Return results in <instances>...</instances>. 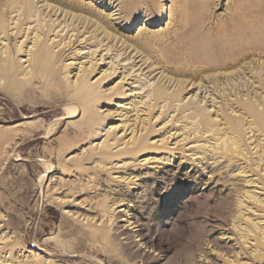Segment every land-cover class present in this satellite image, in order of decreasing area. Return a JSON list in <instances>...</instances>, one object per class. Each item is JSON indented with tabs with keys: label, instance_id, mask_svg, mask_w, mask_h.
<instances>
[{
	"label": "rangeland",
	"instance_id": "1",
	"mask_svg": "<svg viewBox=\"0 0 264 264\" xmlns=\"http://www.w3.org/2000/svg\"><path fill=\"white\" fill-rule=\"evenodd\" d=\"M47 1L31 0L0 59L29 70L28 50L46 41L63 51L54 79L90 90L61 97L42 79L32 94L0 89V264H264V137L239 106L264 103V0H156L153 18L134 0L130 19L122 0H68L81 10L57 12ZM6 10L16 33L22 5ZM230 31L245 49L237 64L198 76L221 74L223 86L194 82L187 45ZM242 124L244 147L228 149Z\"/></svg>",
	"mask_w": 264,
	"mask_h": 264
},
{
	"label": "bare ground",
	"instance_id": "2",
	"mask_svg": "<svg viewBox=\"0 0 264 264\" xmlns=\"http://www.w3.org/2000/svg\"><path fill=\"white\" fill-rule=\"evenodd\" d=\"M48 1L55 4L52 6L51 5L46 6V7L50 8V11H52L53 9H56V12H57L58 9L61 10L62 7H67V6L71 7L74 10H81L80 8H82V6H80L78 3H74L73 1H71V2L68 0H48ZM133 1L134 0H122L121 1L124 4V6L119 9V12L121 13V12H123V10H126V9L130 10L128 12L126 19H130L132 17H135L138 14L137 10L132 7ZM146 3L152 4V8H151V11L149 13V16L151 18L155 17V14H157V11H158V8L156 6V0H146ZM20 5H22V11H21V14L19 15L18 21L16 20L17 25L14 23L16 25L15 26L16 29L13 28L14 31L16 30V33L14 32V33L10 34L8 31V27H7L8 25L6 23H4L6 21V18H5L6 16H5L4 10L7 9L6 11H11L13 13V12L17 11L16 8L18 6L20 7ZM35 6L36 5H33L31 0H0V7H4V10H3L4 14L1 12L2 9L0 8V18H1V20H3V22L0 21V22H2V24L0 23V40L9 41L12 39V36L14 38H17L18 35L20 34V28H21L22 24L27 22V20L30 17H32L31 15L34 13L33 11H34ZM130 8H132V9H130ZM65 16H67V15H65ZM79 17L80 16L73 15L71 18L72 19L71 21L76 22L79 19ZM80 21H83V23H85L87 21L86 22L87 26H90L91 24L92 25L96 24L97 20L92 21L90 19L87 20V19L83 18V19H80ZM51 26H52V24H51ZM45 27H47V30L44 29V32H42V30L38 31L36 29V31L38 32V35L36 34L35 41L37 39L39 40V38L41 36L46 37V35H48L53 29L52 28L53 26L48 27V25H47ZM45 27L43 26V28H45ZM40 28L42 29V27H40ZM40 28L38 27V29H40ZM230 32L231 33L226 34V35H223V34L220 35L219 32L215 33L213 38H212L213 41H207V40L193 41V43L191 42L189 45H187L188 47L186 48V50H187L188 55L185 54L184 58L186 57V59H187L188 56L190 57V54H191L192 55V58L190 57L191 59L194 58L198 63H200L199 65L202 64L205 67V68L204 67L200 68L201 69L200 70L199 65H198V67L192 69L193 70L192 71L193 79L196 78L194 80V82L198 79L199 82H204V83L208 82L209 84H211L213 86V89L220 88V86L222 85L221 79H223L221 74H211V75H207L205 77L202 76L201 79H199L198 76L200 73H206V72L207 73H216L218 71H222V69H224L225 67H227L228 65H230L232 63L237 64V61H239V57L241 56V53L245 49L243 46H241V44H240L241 41H230V40H234V37H235L234 32L233 31H230ZM199 34H200V32L196 33L195 36L200 37ZM107 35L110 36V33ZM138 40H140V38H138ZM140 41H143V40H140ZM45 42L46 41H42L39 45H36L35 47H37V48L35 50H32V49L28 50L27 55H28L29 59L27 60V62L29 64L28 65L29 70H27V68H25L27 71L26 70L20 71V70H18L15 63L10 64L9 62L3 61L0 59V74L2 75L1 79L3 80V84L2 85L0 84V89L10 86V87H13L14 89L18 90L20 93L27 92L29 94H32L35 92V89L32 88V86H31L32 82L39 80V79H42L44 86H46L48 88L50 87L48 91L54 93V95L56 94L57 96L63 97L64 94H66V93L68 94V92L70 90L72 92L76 93V94H74V95H76V97L77 96L82 97L84 95H87L88 90H90V89H88L85 81L81 80L79 82H74V84L62 86L59 83V81L54 79V76H57L58 73L60 72V70L62 69V66L61 67L59 66V68L56 67V61L62 56L63 51L59 50L57 53H55V52H53L52 48H50V46L49 47L46 46ZM67 43L70 44L71 41H69ZM120 46L123 47L125 50L129 47V46H127V44H125L124 40L121 42ZM180 47L182 48V46L177 45V44L174 46L175 49L176 48L181 49ZM184 58L182 57V60H184ZM175 60L177 62H181V57L176 56ZM195 66H197V65H195ZM234 66L236 67L237 65H234ZM261 71H263L262 65L260 66V72ZM15 74L16 75H23L25 77L24 80H20L19 82L13 83L11 81V77H12V75H15ZM85 74H87V71L86 70L82 71V75H85ZM195 76H197V77H195ZM86 77H87V75L84 76L85 79H86ZM1 79H0V81H1ZM259 85H260V83H259ZM156 92L157 93H155V94H157L156 95L157 98L159 96H161V94L163 93L162 89L159 87L156 88ZM259 96H260V94H259ZM239 106H242L245 108V110L249 111L247 114H244V115H246L247 118H251V120L248 123L245 122L246 124H249L251 131L256 132L255 130L258 129V133L261 134L262 137H264V103H261V101H259V99L255 98L254 102L246 101L244 103H239ZM33 107H35V106H33ZM193 109H194L193 116L194 117L199 116V118L201 119V124L200 123L199 124L202 126V129H204L206 131V133L211 132L213 138L218 136L219 131L221 132V129L216 128L214 131H211L212 128H214V125H211L212 123H211L210 117L207 114H204V112H202L199 108H193ZM69 114L71 116V113H69ZM213 124H216V123H213ZM196 126L197 125L193 124V127L191 129V130H193V132H196V129L198 128ZM243 126L244 125L242 124L241 127L240 126H235L234 128L231 127L230 130L227 132V135H231L228 139V141L229 140L231 141L229 143L228 149L240 151L244 147V146H242V144L245 143L246 139H245ZM258 133H256V134H258ZM253 138H255V137H253ZM217 141L218 140H216V142ZM254 141H255V139H254ZM221 144L223 146L220 145V147L222 146V148H224L225 151H227V147L223 143V140L221 141ZM261 147H262V145H261ZM48 169L50 172L51 168L49 167Z\"/></svg>",
	"mask_w": 264,
	"mask_h": 264
}]
</instances>
